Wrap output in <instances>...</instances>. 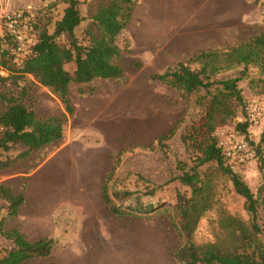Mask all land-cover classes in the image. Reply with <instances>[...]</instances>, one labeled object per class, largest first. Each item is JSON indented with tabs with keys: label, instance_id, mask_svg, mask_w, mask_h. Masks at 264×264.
I'll return each mask as SVG.
<instances>
[{
	"label": "rangeland",
	"instance_id": "rangeland-1",
	"mask_svg": "<svg viewBox=\"0 0 264 264\" xmlns=\"http://www.w3.org/2000/svg\"><path fill=\"white\" fill-rule=\"evenodd\" d=\"M78 1L85 19L76 33L85 43L84 31L87 28L95 31L91 20L95 8L109 0ZM66 6V0H0V39L7 15L24 14L25 23L36 39V21L47 22L48 30L52 31L55 20L61 17ZM232 7L239 9V19L225 29L222 45L215 48L237 45L264 31V0H239ZM153 11L154 7L145 8L144 0L132 5L131 17L117 39L121 49L127 42L129 44L128 51H123L116 59L123 69L122 77L71 83V114L65 111L59 97L32 75L16 83L0 84V93L18 97L39 118L65 113L64 134L68 141L75 137L74 140L92 143L90 153L85 156L75 153L67 158L65 167L61 165L56 169L55 164L52 168L53 162L49 165L61 145L59 140L0 169V182L23 195L27 184L24 174H34L28 183L25 204H60L52 218L46 220L48 224L54 221L57 228L55 249H69L82 264H178L174 250L183 237L173 204L178 192L190 195V188L178 180L183 170L211 173L212 205L203 213L193 232L195 243H215L227 249L232 246L234 221L240 220L245 228H251L245 199L235 191L230 177L218 169L215 161L201 165L198 162L203 155L201 148L212 137L216 139L217 130L243 122L244 103L264 95V68L250 64L241 74L243 66L240 65L214 75L211 79L240 76L237 86L241 101L230 97L225 101L226 107L215 111L212 120L203 117L204 105L198 100L201 96H210L204 89L183 98L174 88L148 77L178 61H187L195 53L167 46L148 47L144 19ZM157 56L162 58L160 64ZM190 67L197 70L199 65L190 63ZM66 68L72 71L73 65L67 64ZM0 74L7 75V72L1 70ZM5 108L6 103H0V111ZM247 130L256 142L264 131V118L259 125H251ZM160 134L168 137L158 143L154 138ZM23 149L18 145L7 153L2 151L0 159L5 160L6 155L14 156ZM120 149L124 151L109 186L132 192L123 204H158L159 210L149 217L112 214L102 201L103 178ZM231 169L256 199L255 223L264 246V162L260 164L258 159H251L231 164ZM14 171L23 174L7 180L5 175ZM5 206V201L0 199V218ZM4 238L0 233V250L7 248Z\"/></svg>",
	"mask_w": 264,
	"mask_h": 264
},
{
	"label": "trees",
	"instance_id": "trees-1",
	"mask_svg": "<svg viewBox=\"0 0 264 264\" xmlns=\"http://www.w3.org/2000/svg\"><path fill=\"white\" fill-rule=\"evenodd\" d=\"M66 1L67 6L61 17L55 20L52 31L48 30L47 22L41 19L36 21V42L30 54L21 62L14 61L11 52L14 42L7 36L0 39V71L7 72V75L0 74V84L16 83L26 75H32L42 86L55 93L63 103L65 111L71 114V83L83 84L94 79L122 77L123 69L116 59L123 51H128L129 44L127 42L121 49L117 39L125 29L131 17V7L137 0H109L98 4L91 16L95 31L89 28L84 31L85 43L79 40L76 33V29L85 19L79 10V1ZM190 63L198 64L199 68L192 69ZM67 64L73 65L72 71L66 68ZM250 64L264 68V31L237 45L197 51L187 61H178L172 66H167L162 72L150 74L148 77L152 81L174 88L183 98L204 89L210 96H201L198 101L204 105L203 117L212 120L217 109L226 107L225 101L228 98L234 97L240 102L241 94L237 86L240 76L211 78L219 72L240 65L243 66L240 71L242 74ZM3 102L6 103V108L0 111V153H7L18 145L24 149L14 156L6 155L5 160L0 159V169L13 165L27 157L31 151L63 137L65 113L39 118L33 109H28L18 97H13L7 92L0 93V103ZM249 126V122L243 121L237 123L235 128L247 133ZM167 137L160 134L154 140L160 143ZM201 150L203 155L199 165L215 161L218 169L230 177L235 191L244 197L245 209L251 216V228H245L240 220L234 221L233 242L227 249L215 243H195L193 232L203 213L212 205L211 173L201 174L195 169L183 170L178 180L190 188V195L178 192L173 204L183 237L174 250L176 261L178 264H264V246L258 238L259 228L255 223L256 199L245 182L231 169V164L217 146L215 137ZM123 151L124 149H120L117 152L114 163L104 176L102 201L112 214L149 217L159 210L158 204H123L132 192L114 190L109 186V180L115 173ZM258 161L262 163L260 158ZM0 199L6 202L5 212L0 218V233L11 241L9 248L0 250V264H21L28 259L48 257L54 245L52 237L29 241L18 228L4 229L5 220L16 216L19 206L24 203L23 193H14L10 186L0 183Z\"/></svg>",
	"mask_w": 264,
	"mask_h": 264
},
{
	"label": "crops",
	"instance_id": "crops-1",
	"mask_svg": "<svg viewBox=\"0 0 264 264\" xmlns=\"http://www.w3.org/2000/svg\"><path fill=\"white\" fill-rule=\"evenodd\" d=\"M144 1L146 9L148 6L155 9V11L148 13V19L146 15L144 19V28H146L145 42L149 48L151 46L156 48L160 46L158 49H161L167 46L172 49L193 50L197 52L206 50L207 48L219 47L222 45L221 41L223 40L225 29L232 23L237 22L240 16L239 9L232 7L233 3H238L239 0ZM157 57L156 61L160 64L162 58ZM74 138L72 137L68 141L65 138V134H63V137L60 139L61 145L49 162V165L53 162L50 167L55 168V164L57 165L56 169L61 165L64 166L67 158H71L77 152L82 153V156L91 152L92 143L90 144L85 140L77 141ZM22 174L21 172L14 171L5 176L8 177L7 180H11L21 177L20 175ZM24 175L27 181L25 192L29 193L30 186L28 183L34 174ZM26 193H24L25 200L27 197ZM25 203L26 201L19 206L16 216L5 220L4 229L18 228L29 241H35L46 236L52 237L54 238V245L48 257L28 259L21 264H82V260H77L73 257L69 249H62L61 251L55 249L57 245V228L54 221L50 220V224H48L46 220L50 217L52 218L54 211L60 204ZM9 221L10 226L6 227ZM4 239L5 242L3 244L9 248L11 241L7 238Z\"/></svg>",
	"mask_w": 264,
	"mask_h": 264
},
{
	"label": "built area",
	"instance_id": "built-area-1",
	"mask_svg": "<svg viewBox=\"0 0 264 264\" xmlns=\"http://www.w3.org/2000/svg\"><path fill=\"white\" fill-rule=\"evenodd\" d=\"M4 29L3 36L9 37L14 42L11 52L14 61L19 63L30 54L36 39L25 23L22 13L7 15ZM243 109V121L249 122L250 125H259L264 118V95L244 103ZM216 144L230 164H241L259 158L264 162V131L254 142L248 132L239 131L235 127L220 128L216 132Z\"/></svg>",
	"mask_w": 264,
	"mask_h": 264
}]
</instances>
